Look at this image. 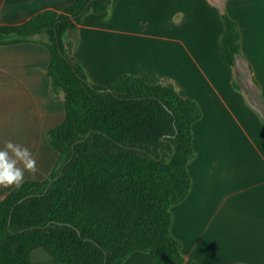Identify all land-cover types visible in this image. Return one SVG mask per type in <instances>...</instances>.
I'll list each match as a JSON object with an SVG mask.
<instances>
[{
  "label": "crops",
  "instance_id": "crops-1",
  "mask_svg": "<svg viewBox=\"0 0 264 264\" xmlns=\"http://www.w3.org/2000/svg\"><path fill=\"white\" fill-rule=\"evenodd\" d=\"M73 0H0V24H17ZM224 13L239 24L235 65L220 51ZM88 79L112 84L130 73L173 83L201 105L194 124L192 188L172 206L173 234L200 264H264V0H118L88 12L65 41ZM49 49L34 41L0 45V146L28 147L45 179L58 159L48 131L66 117L48 75ZM14 187H0V200ZM32 264H61L42 246ZM121 264H155L137 250Z\"/></svg>",
  "mask_w": 264,
  "mask_h": 264
},
{
  "label": "trees",
  "instance_id": "trees-1",
  "mask_svg": "<svg viewBox=\"0 0 264 264\" xmlns=\"http://www.w3.org/2000/svg\"><path fill=\"white\" fill-rule=\"evenodd\" d=\"M117 1L73 0L0 24V45L34 41L49 49L48 75L66 108L64 121L48 131L58 152L49 175L25 180L0 200V264H32L39 246L61 264H121L137 250L151 253L155 264H200L172 232V206L192 188L188 165L201 105L171 82L130 73L107 86L92 83L65 46L86 13ZM223 18L221 55L235 65L240 27L229 14Z\"/></svg>",
  "mask_w": 264,
  "mask_h": 264
},
{
  "label": "clouds",
  "instance_id": "clouds-1",
  "mask_svg": "<svg viewBox=\"0 0 264 264\" xmlns=\"http://www.w3.org/2000/svg\"><path fill=\"white\" fill-rule=\"evenodd\" d=\"M38 170L37 161L28 147L11 140L0 146V187L19 189L26 174L34 176Z\"/></svg>",
  "mask_w": 264,
  "mask_h": 264
},
{
  "label": "water",
  "instance_id": "water-1",
  "mask_svg": "<svg viewBox=\"0 0 264 264\" xmlns=\"http://www.w3.org/2000/svg\"><path fill=\"white\" fill-rule=\"evenodd\" d=\"M89 4H90V2L87 4V6H88ZM101 91H104V89H101ZM62 172H63V169H61L60 173H59L55 178H58V177L62 174ZM52 182H53V180L50 181V183H49V185H48V187H47V190H48L49 187L51 186ZM20 202H21V201H20ZM32 228H34V227H33V226L28 227V228H26V230H29V229H32Z\"/></svg>",
  "mask_w": 264,
  "mask_h": 264
}]
</instances>
